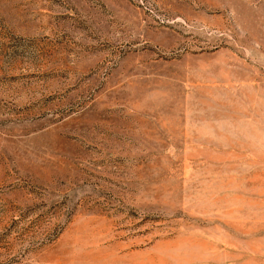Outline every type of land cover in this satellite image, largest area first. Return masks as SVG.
I'll use <instances>...</instances> for the list:
<instances>
[{
    "label": "rangeland",
    "instance_id": "rangeland-1",
    "mask_svg": "<svg viewBox=\"0 0 264 264\" xmlns=\"http://www.w3.org/2000/svg\"><path fill=\"white\" fill-rule=\"evenodd\" d=\"M0 264H264V0H0Z\"/></svg>",
    "mask_w": 264,
    "mask_h": 264
}]
</instances>
